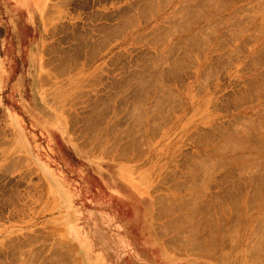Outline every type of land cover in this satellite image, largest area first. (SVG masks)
I'll use <instances>...</instances> for the list:
<instances>
[{
    "label": "rangeland",
    "instance_id": "1",
    "mask_svg": "<svg viewBox=\"0 0 264 264\" xmlns=\"http://www.w3.org/2000/svg\"><path fill=\"white\" fill-rule=\"evenodd\" d=\"M53 1L0 0V264H264V0Z\"/></svg>",
    "mask_w": 264,
    "mask_h": 264
},
{
    "label": "crops",
    "instance_id": "2",
    "mask_svg": "<svg viewBox=\"0 0 264 264\" xmlns=\"http://www.w3.org/2000/svg\"><path fill=\"white\" fill-rule=\"evenodd\" d=\"M15 1L18 3L19 6L25 8L27 10L28 20L30 22L32 21L31 23H35L37 21L38 14L39 13H42V19H43V23H44L45 30H46V27L47 26L52 25V24H48L47 23L48 21L46 19V15H47V12H49V11L52 10V7L55 4V3L52 4L54 2L53 0H15ZM31 11L34 12L33 18H31L29 16V12H31ZM44 45H45V42L43 43V47H44ZM29 59L30 60H33V62L36 64L37 63V60H38L37 59V54L34 53V52H32V54L30 53L29 54ZM41 59H42V57H41ZM2 64L4 65V63L2 61H0V90L1 91H3V89H4V84H5L4 76H5V72H6L5 69L3 68V66H1ZM16 86L19 87V85H16ZM33 93H34V91H33ZM40 96H41L42 101H44L45 99H44L43 95L40 94ZM35 99H36V95H33L32 98H31V100H30L31 102L27 101V103L30 106L32 105V106H35L36 107V105H38V103L35 101ZM22 103H24V102L22 101ZM24 105H26V104H24ZM14 108L15 107L9 108V110H8V116H9V119H10V124L13 126V128L16 127L17 128L16 131L20 133V129L21 128L19 127L18 123H21V122L25 123V120L21 116L20 111L18 112ZM29 112H30V116H33L34 114H37V113L41 115L39 117H42L43 114L52 116L44 108H39V109L38 108H35V109L34 108H31V111L29 110ZM54 119H55V121H53L51 119H49V120H51L56 125V127L63 123L57 117H54ZM49 123H50V121H49ZM23 130L24 129H22V132H23ZM72 229H73V226H72Z\"/></svg>",
    "mask_w": 264,
    "mask_h": 264
},
{
    "label": "bare ground",
    "instance_id": "3",
    "mask_svg": "<svg viewBox=\"0 0 264 264\" xmlns=\"http://www.w3.org/2000/svg\"><path fill=\"white\" fill-rule=\"evenodd\" d=\"M155 2H156V0H155ZM152 4V3H151ZM223 6V5H222ZM211 8V7H210ZM155 9H156V7H155ZM198 9V8H197ZM183 10V9H182ZM156 11V10H155ZM196 12V11H195ZM194 12V13H195ZM178 13L180 14V12L178 11ZM176 14V13H175ZM217 14V13H216ZM181 15V14H180ZM193 15V14H192ZM29 16L31 17V18H33V16H34V14H33V11H31V13L29 12ZM208 17V16H207ZM36 18V17H35ZM154 18V17H153ZM169 18V17H168ZM33 20V19H32ZM167 20V19H166ZM208 20V19H207ZM223 20V19H222ZM199 21V20H198ZM32 22V21H31ZM165 23V22H164ZM232 24V23H231ZM169 25V24H168ZM261 26V25H260ZM175 27V26H174ZM185 27V26H184ZM222 27V26H221ZM237 28V27H236ZM54 29V28H53ZM243 30V29H242ZM170 31V30H169ZM200 31V30H199ZM241 31V30H240ZM260 31V30H259ZM263 31V30H262ZM203 33V32H202ZM244 33V32H243ZM197 35V34H196ZM231 35V34H230ZM236 36V35H235ZM234 36V37H235ZM242 38H243V35H242ZM245 38V37H244ZM236 39V38H235ZM204 40V39H203ZM241 40V39H240ZM233 44V43H232ZM240 45V44H239ZM239 46H237V48H238ZM215 50H217V49H215ZM212 51V50H211ZM219 51H220V49H219ZM210 53V52H209ZM214 53V52H213ZM213 53H211V54H213ZM229 54V53H228ZM210 55V54H209ZM209 55H207V56H209ZM219 55V54H218ZM59 56V55H58ZM212 56V55H211ZM202 58V57H201ZM212 58V57H211ZM199 60H200V58H199ZM47 61V60H46ZM253 61V60H252ZM208 62H210V61H208ZM207 62V63H208ZM206 63V64H207ZM252 63V62H251ZM70 65V64H69ZM88 65V64H87ZM54 67V66H53ZM73 67V66H72ZM69 68H71V67H69ZM203 70V69H202ZM239 71V70H238ZM237 71V72H238ZM261 71V70H260ZM198 73V72H197ZM173 97V96H172ZM143 106V105H142ZM138 110V109H137ZM246 122V121H245ZM91 123V122H90ZM97 123V122H96ZM244 123V122H243ZM138 126V125H137ZM141 126V125H140ZM133 128V127H132ZM261 128V127H260ZM262 131V130H261ZM138 132V131H137ZM135 133V132H134ZM136 134V133H135ZM142 135V134H141ZM92 139V138H91ZM233 143H235V142H233ZM228 145V144H227ZM231 145V144H230ZM232 146H235V145H232ZM234 148V147H233ZM239 148V147H238ZM232 149V148H231ZM235 149V148H234ZM216 151V150H215ZM235 151V150H234ZM255 157V156H254ZM195 159V158H194ZM211 161V160H210ZM203 164V163H202ZM208 165V164H207ZM206 166V165H205ZM212 167V166H211ZM242 167V166H241ZM202 168V167H201ZM249 168V167H248ZM203 169H205V168H203ZM208 169V168H207ZM224 169V168H223ZM201 170V169H200ZM195 176V175H194ZM204 187V186H203ZM176 190H177V188H176ZM190 195V194H189ZM200 198V197H199ZM198 199V198H197ZM199 200V199H198ZM184 203V202H183ZM185 204V203H184ZM189 204V203H188ZM193 205H194V203H193ZM166 207V206H165ZM187 207V206H186ZM191 207V206H190ZM164 208V207H163ZM193 208V207H192ZM198 212V211H197ZM186 213V212H185ZM239 213V212H238ZM246 213V212H245ZM188 214V213H187ZM202 215V214H201ZM223 215V214H222ZM225 217V216H224ZM180 221H182V220H180ZM222 221V220H221ZM192 222V221H191ZM214 223V222H213ZM219 223V222H218ZM214 225V224H213ZM170 227V226H169ZM172 227V226H171ZM235 227V226H234ZM237 227V226H236ZM235 227V228H236ZM193 228V227H192ZM163 229V228H162ZM165 231V230H164ZM176 231V230H175ZM217 231V230H216ZM198 233V232H197ZM226 234V233H225ZM180 236V235H179ZM182 237V236H181ZM204 238V237H203ZM178 240V239H177ZM233 241V240H232ZM255 242V241H254ZM254 244V243H253ZM169 245V244H168ZM182 245V244H181ZM250 245V244H249ZM258 245V244H257ZM230 249V248H229ZM231 250V249H230ZM261 251H262V249H261ZM194 253V252H193ZM257 257V256H256Z\"/></svg>",
    "mask_w": 264,
    "mask_h": 264
}]
</instances>
